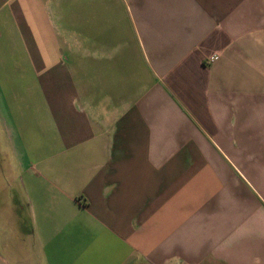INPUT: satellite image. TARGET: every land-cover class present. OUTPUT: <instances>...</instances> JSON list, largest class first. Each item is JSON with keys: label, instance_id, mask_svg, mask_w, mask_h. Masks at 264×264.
<instances>
[{"label": "crops", "instance_id": "obj_1", "mask_svg": "<svg viewBox=\"0 0 264 264\" xmlns=\"http://www.w3.org/2000/svg\"><path fill=\"white\" fill-rule=\"evenodd\" d=\"M0 264H264V0H0Z\"/></svg>", "mask_w": 264, "mask_h": 264}]
</instances>
